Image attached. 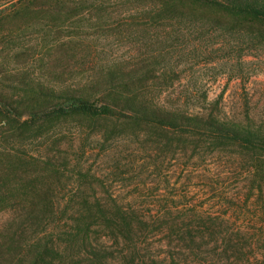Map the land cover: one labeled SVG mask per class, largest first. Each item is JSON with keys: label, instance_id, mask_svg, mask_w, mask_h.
I'll use <instances>...</instances> for the list:
<instances>
[{"label": "rangeland", "instance_id": "obj_1", "mask_svg": "<svg viewBox=\"0 0 264 264\" xmlns=\"http://www.w3.org/2000/svg\"><path fill=\"white\" fill-rule=\"evenodd\" d=\"M13 1L0 0V264H23L13 239L27 248L24 264L35 261L30 238L42 233L49 213L43 208L30 215L20 205L11 207V200L59 202L55 215L62 221L60 227L51 223L55 233L70 229L76 213L89 206L92 212L164 219L220 216L245 232L264 226L259 150L215 145L135 119L68 115L33 122L28 116L48 101L46 92H34L38 83L58 77L70 85L104 87L109 71L137 76L130 86H145L160 103H173L174 90L189 111L262 124L264 23L205 8L193 9L202 20L173 18V9L159 16L149 0L68 4L59 21L50 20L55 10L44 7L11 20ZM168 229L150 236L154 248L166 249L171 239L173 244ZM77 240L55 264H91L92 256L79 250L83 235ZM101 240L111 243L103 235Z\"/></svg>", "mask_w": 264, "mask_h": 264}, {"label": "trees", "instance_id": "obj_2", "mask_svg": "<svg viewBox=\"0 0 264 264\" xmlns=\"http://www.w3.org/2000/svg\"><path fill=\"white\" fill-rule=\"evenodd\" d=\"M97 0H15V8L11 10L15 16L26 15L29 12L39 14L44 7L55 10L50 20L59 21L60 14L68 11V4L81 5L83 2L94 4ZM154 14L159 16L166 9H173L176 14L173 18H197L201 16L193 9L205 8L209 11L220 12L235 19H250L264 23V0H149ZM186 7L188 9H183ZM176 8V10H175ZM192 12L187 15L184 11ZM59 15V16H56ZM154 17L155 15H151ZM225 17V16H224ZM224 17H222L224 19ZM22 25V24H21ZM261 32V30H260ZM138 79L135 75L127 73L107 72L105 86L97 84L89 87L87 84L70 85L60 78L53 83H38L34 92L45 93L47 103L34 106L28 111L33 122L43 117V120L54 119L68 115H92L100 117H116L118 119H135L145 123L170 129L179 135L187 134L198 138L209 139L213 144L238 143L264 153V122L255 124L253 121L230 120L218 116L213 111H189L181 98L175 99L173 90V103L167 105L160 103L152 96V90L145 86L135 88L130 85ZM126 90H123L124 87ZM147 89V90H146ZM125 91H128L126 93ZM1 116V114H0ZM11 132V126L7 130ZM1 191V188H0ZM3 199L0 198V201ZM20 205L33 215L46 209L47 215L43 217V230L41 234L30 238L31 244L37 253L35 261L29 264H38L43 260L63 259L69 248L77 246V238L83 235L79 250L92 256L91 264H264V226L258 227L256 232H245L225 217L203 218L192 217L188 219L161 218L158 216H144L132 214L130 211L121 214L109 213L110 210L92 212L91 206L86 212L79 215L68 225L70 229L57 231L62 218L57 217L60 203L56 201H16L11 200V207ZM6 205H2L5 208ZM103 208V206L101 205ZM1 208V207H0ZM53 224L51 227V223ZM226 223V228L218 224ZM229 222V225H228ZM81 223L87 224L82 227ZM264 225V218L262 219ZM100 227L94 231L89 230L91 225ZM168 226L167 237L173 238L166 249L154 248L149 238L156 230ZM67 227V224L64 223ZM51 227V230L49 228ZM75 231V232H74ZM19 231L14 233V238ZM94 235L93 239L91 236ZM106 236L110 244L101 240ZM91 239V240H90ZM69 241L67 245L60 246V242ZM123 241L122 250L119 249ZM21 249L16 254V260L24 264L25 250L20 241L13 239ZM28 248L31 245L28 243ZM2 255V254H0ZM108 257L111 259L109 260ZM118 259V260H116Z\"/></svg>", "mask_w": 264, "mask_h": 264}]
</instances>
